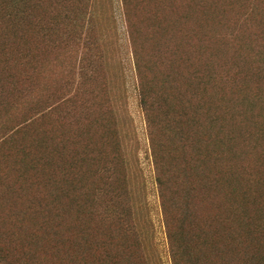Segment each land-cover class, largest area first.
Returning <instances> with one entry per match:
<instances>
[{
	"label": "trees",
	"instance_id": "obj_1",
	"mask_svg": "<svg viewBox=\"0 0 264 264\" xmlns=\"http://www.w3.org/2000/svg\"><path fill=\"white\" fill-rule=\"evenodd\" d=\"M93 1L0 0V99L3 84L20 83L18 76L26 86L37 71L45 77V52L36 54L33 42L60 48L65 18L73 32L84 28L93 19ZM244 1L245 11L225 25L228 39L237 47L226 60L228 69L210 66L205 74L195 73L189 79L178 73L176 81H163L161 88L168 85L170 93L157 96L158 101L153 97L155 84L141 79V102L149 122L154 126L157 122L154 106L164 116L156 131L162 140L152 141L158 182L165 188L172 173L177 178L176 193L168 197V209L173 206L176 212L172 225L168 222L174 264H264V16L252 5L254 0ZM65 6L70 8L68 17ZM247 27L250 36L245 38ZM14 54L21 66L18 74L12 68L4 71ZM225 83L236 84V104L241 106L231 105L232 89L227 95ZM207 88L211 95L204 101ZM24 128L0 131L3 155H19L13 166L17 180L9 183L5 204L0 191V264H147L139 252L142 234L134 230L127 212H117L120 185L112 184L116 193L109 207L117 228L94 245L88 225L99 215L97 191L86 189L81 174L92 158L87 150H77L80 135L63 134L55 147L47 133L39 135L31 155L18 143ZM112 143L113 170L123 167L125 159L116 131ZM29 187H41L43 192L20 209L17 203L23 204ZM207 205L216 211H210V217L205 216ZM132 239L133 245H128ZM92 253L97 254L95 262Z\"/></svg>",
	"mask_w": 264,
	"mask_h": 264
},
{
	"label": "rangeland",
	"instance_id": "obj_2",
	"mask_svg": "<svg viewBox=\"0 0 264 264\" xmlns=\"http://www.w3.org/2000/svg\"><path fill=\"white\" fill-rule=\"evenodd\" d=\"M93 2V19L84 28L73 32V25L65 18L60 48H44L39 41L33 42L36 54L45 52L46 59L42 61L45 77H39L37 71L27 86L19 76L20 83L3 84L0 131L25 127L18 143L26 146L31 155L37 149L39 135L47 133L52 147L59 146L63 134L80 135L77 150H87L92 158L81 174L86 189L97 191L95 207L99 215L88 225L94 245L109 230L112 236V229L117 228L118 221L114 216L110 219L109 207L116 193L112 184L120 185L117 212L119 215L127 212L134 230L142 234L143 244L139 249L142 258L147 264H174L168 222L172 225L176 212L173 206L168 209L171 205L168 197L176 193L177 178L174 179L176 176L172 173L165 188L158 182L160 175L152 141L156 144L162 140L160 135L156 136V131L162 126L164 116L163 111H157L158 107L154 106L157 122L155 126L149 122L148 112L141 102V79L155 84L153 97L157 100V96L170 93L168 85L165 90L161 88L163 81H176L178 73L189 79L195 73L205 74L210 66L222 71L226 60L237 53L235 43L227 37L225 25L239 17L248 3L244 0ZM252 5L258 6V12L264 16V4L254 0ZM64 12L67 17L70 15L69 6H65ZM246 29L244 37L248 38L250 29ZM15 58L16 54L4 71L12 68L13 73H21ZM177 82L180 84L179 77ZM25 88L26 92L22 93ZM223 88L227 95L232 89L231 105L236 104L239 93L236 84L225 83ZM210 95L211 90L207 88L204 101H208ZM241 108L238 109L241 111ZM230 109L232 111L233 107ZM112 131L118 133L120 151L125 158L123 167L113 166V170ZM242 145L240 142L239 149L244 151ZM3 153L1 150L0 191L5 204L9 183L17 180L13 166L19 155L18 152L8 156ZM107 167L109 172L106 173ZM41 192V187H29L23 204L19 201L17 206L25 208L26 201L40 199ZM212 210V205H207L205 216L210 217ZM4 218L2 214L1 223ZM69 221L71 223L72 219ZM132 241L128 245H133ZM214 254H210V258ZM96 258L97 254L92 253L91 262Z\"/></svg>",
	"mask_w": 264,
	"mask_h": 264
}]
</instances>
